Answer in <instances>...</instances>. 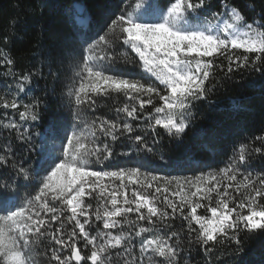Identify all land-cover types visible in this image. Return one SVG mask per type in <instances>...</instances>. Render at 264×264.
I'll return each mask as SVG.
<instances>
[{
  "label": "snow or ice",
  "instance_id": "snow-or-ice-1",
  "mask_svg": "<svg viewBox=\"0 0 264 264\" xmlns=\"http://www.w3.org/2000/svg\"><path fill=\"white\" fill-rule=\"evenodd\" d=\"M220 7L213 11L212 0H129L122 7L105 2L96 14L79 9L82 23L48 63V76L59 81L70 62L68 111L49 117L40 133L15 121L3 125L29 157L14 158L10 144L0 148V168L11 170V179L0 180V264H187L181 253L192 247L209 264L221 251L239 257L252 235L264 236V170H250L252 157L264 159V130L243 136L219 171L161 175L157 167L171 166L163 155L152 170L139 158L153 152L145 129L162 128L180 149L197 102L241 70L264 75V11L249 20L230 0ZM246 8L255 11L253 3ZM0 58L15 81L4 84L0 107L18 110L20 94L28 97L33 77L45 74L40 68L17 76L10 53L0 49ZM115 97L123 99L115 118L96 115ZM22 106L19 120L33 127L48 108L43 97ZM117 142L128 151L117 152ZM182 155L190 160V149ZM201 208L210 215L198 214ZM177 218L186 232L173 227Z\"/></svg>",
  "mask_w": 264,
  "mask_h": 264
},
{
  "label": "trees",
  "instance_id": "trees-1",
  "mask_svg": "<svg viewBox=\"0 0 264 264\" xmlns=\"http://www.w3.org/2000/svg\"><path fill=\"white\" fill-rule=\"evenodd\" d=\"M105 2L113 7L116 4H120L122 7L129 3V0H0V49L10 53V57L13 59V64L10 66L12 72L19 76L42 68L45 74V78L36 79L33 77L32 91L28 97H25L23 93L20 94L18 102L21 103V107L18 110L0 107V148H5L10 144L15 152L14 158L23 154L27 159L29 153L26 148L20 147L21 142L17 139L15 130L5 128L3 125L15 121L24 124L29 133H40L49 117L54 116L60 110L65 113L68 111L70 97L67 93L73 82L70 62L65 64L64 75L60 77L59 81L48 76V63L58 60L66 39L73 34L74 24L82 23L78 15L79 9L86 8L92 14H96ZM153 2L161 4L163 0H153ZM221 3L222 0H212V10L221 11ZM230 3L238 7L249 20L256 16L257 12L264 11V0H230ZM247 3H253L255 11L247 9ZM11 21H16V23L13 25ZM5 37L8 38L7 42H5ZM218 62L226 64L223 57L219 58ZM7 67L9 66L5 65L3 59L0 58V95H5L3 88L5 83L12 87L15 86L13 76H5ZM53 71H56L55 67H53ZM233 75L234 80L232 82L222 81L223 87H218L209 101L197 102L190 126L184 134V137L188 135L205 110L210 109L215 114L214 121L223 126L221 127L222 133H225L228 127L232 130L233 142L215 148L195 150L190 154V160L177 159L169 156L158 143L157 134L164 132L162 128L158 127L156 133L145 129L146 139L149 146L153 148V152H141L139 158L146 161L147 170H152L154 165L162 163L159 156L163 155L171 166L163 169L157 167V174L191 177L198 175L200 171H219L228 162L233 154L234 146L239 145L243 136L251 137L261 134V131L264 130V75L250 70H241L240 73ZM32 97H43L48 105L47 110L41 109L42 120L35 127L31 122L25 123L19 120V112L24 110L22 105L31 102ZM122 103L121 97L106 99L97 110L96 115H107L110 119L115 118L113 109L121 106ZM151 107L148 106L149 109ZM154 139L156 143H153ZM116 151H128V148L117 142ZM0 154L4 153L0 152ZM170 157L171 159H169ZM31 158L34 165L35 152L31 153ZM122 159L127 160L128 158ZM250 170L253 171V174L264 170V159H261L259 155L252 157ZM3 179H11L9 168H0V180ZM28 191L32 190L22 189V194H27ZM235 195L239 196V194ZM203 203L207 202L203 201ZM198 214L210 215L203 208L198 209ZM94 223L100 224L98 221H94ZM171 223L178 229L183 226L186 232V221L177 218ZM194 227L198 226L194 225ZM183 243L187 248V242L183 241ZM87 251L82 249V254ZM181 258L182 262L187 259V264H205L204 254L197 247H192L190 253L182 252ZM209 264H264V236L259 233L252 235L245 243L244 252L239 257L233 258L231 253L221 251L211 258Z\"/></svg>",
  "mask_w": 264,
  "mask_h": 264
},
{
  "label": "rangeland",
  "instance_id": "rangeland-1",
  "mask_svg": "<svg viewBox=\"0 0 264 264\" xmlns=\"http://www.w3.org/2000/svg\"><path fill=\"white\" fill-rule=\"evenodd\" d=\"M214 120L215 114L210 109H206L200 119L193 125L190 133L183 138V144L180 149L176 148L175 142L164 132L157 134L158 143L169 156L182 159L185 149H190L191 154L195 150L202 148L201 145L204 144H207L210 148H215L233 142L232 130L226 125L228 128L225 133H222L221 127L223 126ZM255 146H259V142Z\"/></svg>",
  "mask_w": 264,
  "mask_h": 264
}]
</instances>
